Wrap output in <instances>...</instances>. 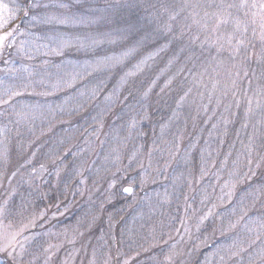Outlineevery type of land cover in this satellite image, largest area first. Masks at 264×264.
I'll return each mask as SVG.
<instances>
[{"label":"trees","instance_id":"trees-1","mask_svg":"<svg viewBox=\"0 0 264 264\" xmlns=\"http://www.w3.org/2000/svg\"><path fill=\"white\" fill-rule=\"evenodd\" d=\"M119 1L95 0L87 8L115 11L113 49L109 39L106 47L88 36L87 21L64 24L54 38L28 37L26 44L18 39L26 49L23 58L5 48L1 61L10 59L6 66L11 69L1 72L0 82L17 90L11 117L1 126L14 132L8 151L23 166L30 152L27 139L33 147L37 140L48 147L56 132H72L76 147L89 138V146L104 150L115 132H129L123 151L128 156L135 151L143 165L130 184L142 183L143 173L145 186H137L130 198L115 196L104 214V232L113 235L112 246L125 243L127 264H156L181 239L189 264H264V59L257 60L264 57V0H246L245 7H239L242 0ZM213 13L228 20L216 36H210ZM238 22L241 31L247 28L241 37L247 51L241 54L232 50L235 40L226 43ZM218 40L223 49L213 43ZM133 43L134 61L142 66L134 73L132 57H123ZM103 62L116 67L92 72ZM41 78L46 90L35 87ZM56 80L60 89L54 87ZM40 132L50 133L41 139ZM43 156L17 176L27 178ZM70 156L59 158L68 165L67 173ZM72 185L77 187L75 179L68 190ZM19 190L27 194L25 184ZM65 195L69 191L60 194ZM129 231L140 236H128ZM0 264L14 262L0 254Z\"/></svg>","mask_w":264,"mask_h":264},{"label":"rangeland","instance_id":"rangeland-1","mask_svg":"<svg viewBox=\"0 0 264 264\" xmlns=\"http://www.w3.org/2000/svg\"><path fill=\"white\" fill-rule=\"evenodd\" d=\"M94 1L29 0V3H26L24 0H0V5H6V9L0 8V25H2L0 35L12 33L0 46V74L11 69L6 66L10 59L1 61L5 48L10 47L13 55L19 54L18 56L23 58L26 49L22 48L18 39L25 38L23 44H26L28 37L46 39L61 36L59 32L64 24L68 23L82 24L87 21L90 24L87 29L88 36L91 39L97 38L105 46L106 39H109L112 41L109 44L113 49L116 43L114 39L111 40V32L117 20L115 11L104 6L102 11L95 9L87 12V8H91L89 5ZM124 1L128 0H120L119 4ZM126 9L127 6L124 5L123 10ZM18 24L21 25L17 27ZM220 32L221 30L218 29L210 36L219 35ZM134 45L133 43L131 46V52L126 49L123 56L124 61L132 57L133 73L142 67L134 61L138 53ZM48 46L49 44L44 43L43 47ZM49 53L55 56L51 50ZM257 57V60L264 59L260 55ZM230 62V60L224 61L223 65L227 66ZM25 65L28 66L26 68L30 67L28 62ZM38 67L35 66L33 69L40 75L42 72L36 69ZM115 67L116 65L109 67L107 62H103L96 64L92 72L111 71ZM65 79H69V76L64 78L62 83ZM44 80L46 79L41 78L34 83L35 87L44 88L41 86ZM59 86L60 83L56 80L55 89H60ZM260 91L263 95L262 90ZM16 92L17 90L9 84L0 82V254H6L14 264H113L115 258H121L123 264H127L129 258L124 248L125 243L112 246L113 240L110 241V237L112 239L113 235L104 232L106 226L104 214L110 205L115 204V196L130 198L136 194L137 186L141 188L145 186L143 173H141L142 183L137 186L130 184V177L138 167L143 168V165L137 160V155H134L135 151L129 156L123 151L126 148L125 134L129 132H115L112 135L113 140L109 141V145L104 150L89 146L91 144L89 138H85L80 146L76 147L72 144L74 140L72 132L67 134L56 132V138L48 147L39 140L36 143L38 146L33 147V142L28 143L27 139L26 149L33 153L27 151L28 161L21 166L8 151L6 144L14 135L13 129L10 126L6 129L1 128L6 122L5 119L11 117L8 115V110L11 109L12 112L11 99ZM22 106L26 115H29L27 107L24 104ZM38 120L40 121L41 118ZM40 133L43 134L42 139L50 132ZM18 136H22V132H19ZM98 150H101L100 157L96 159ZM42 152L43 161L35 164L33 168L30 167L26 173L27 178H19L17 174L25 166L32 165L33 159L37 156L39 158ZM66 154L71 155L69 158H72L69 173L66 169L68 165L59 162V158L65 157ZM81 154L87 159L78 158ZM66 163L68 164V161ZM19 179L23 183H18ZM74 179L77 181V187L72 185L68 190L67 186ZM145 181L147 182L146 179ZM23 184L26 185L27 194L33 193L37 196L29 200L28 196H25L27 194L24 195V192L19 190V186ZM127 188H131L132 191H125ZM58 189L61 192L69 191V196L61 197ZM50 196L53 202H49ZM195 220H192V223H195ZM132 233L134 232L129 231L128 236ZM134 235L135 238L140 236L139 233ZM187 254V245L181 239L169 252L164 253L163 258H160L156 264H189L191 259Z\"/></svg>","mask_w":264,"mask_h":264},{"label":"snow or ice","instance_id":"snow-or-ice-1","mask_svg":"<svg viewBox=\"0 0 264 264\" xmlns=\"http://www.w3.org/2000/svg\"><path fill=\"white\" fill-rule=\"evenodd\" d=\"M246 6V0H242L241 4L239 5V7H245ZM255 6V5H253ZM218 7H223V5H220ZM227 7H236V5H228ZM260 7L262 10H264V3L260 4ZM0 8H5L6 9V5H0ZM207 15V14H206ZM213 16L216 17V20L214 22V27L212 28V31H217L221 25H227L228 24V20L227 19H221L220 16L217 13H213ZM204 27H207V22L203 25ZM0 27H2V25H0ZM260 27L262 30H264V16L261 17V24ZM247 31V28H244L242 31L239 27V22L236 25L235 31H233L232 33H230L227 37V44L228 45H232L233 40L236 41L235 45L233 46L232 50L234 53L236 54H241L242 49L246 52L247 48L245 45V40L243 38H241L243 36V33ZM255 31V30H253ZM237 33H239V35H237ZM12 35V33H7L4 35H0V46H2L4 44L5 41H7L9 39V37ZM222 39V38H221ZM262 43H264V32H262V35L260 37ZM214 44H218V50L223 49L224 44L223 43H219L218 41H214ZM125 191L127 192H131L132 189L131 188H127L125 189Z\"/></svg>","mask_w":264,"mask_h":264}]
</instances>
